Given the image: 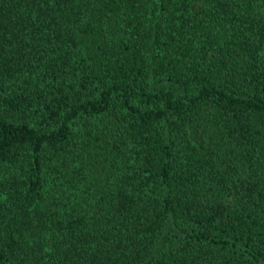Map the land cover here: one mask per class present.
<instances>
[{"label": "trees", "instance_id": "trees-1", "mask_svg": "<svg viewBox=\"0 0 264 264\" xmlns=\"http://www.w3.org/2000/svg\"><path fill=\"white\" fill-rule=\"evenodd\" d=\"M0 264H264V0H0Z\"/></svg>", "mask_w": 264, "mask_h": 264}]
</instances>
